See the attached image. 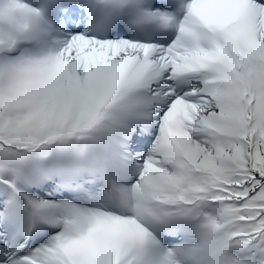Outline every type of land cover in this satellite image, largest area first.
<instances>
[{
    "label": "snow or ice",
    "instance_id": "6c2138e0",
    "mask_svg": "<svg viewBox=\"0 0 264 264\" xmlns=\"http://www.w3.org/2000/svg\"><path fill=\"white\" fill-rule=\"evenodd\" d=\"M0 264H264V0H0Z\"/></svg>",
    "mask_w": 264,
    "mask_h": 264
}]
</instances>
